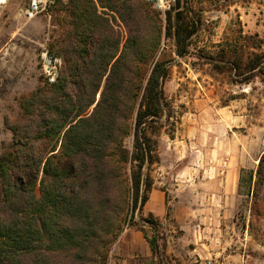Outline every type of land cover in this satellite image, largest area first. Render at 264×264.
Segmentation results:
<instances>
[{
	"label": "trees",
	"instance_id": "obj_1",
	"mask_svg": "<svg viewBox=\"0 0 264 264\" xmlns=\"http://www.w3.org/2000/svg\"><path fill=\"white\" fill-rule=\"evenodd\" d=\"M172 9L165 35L184 53L198 24L183 12L173 22ZM54 13L64 23L50 48L63 59L59 77L25 95L20 118L5 122L13 139L0 156V264H108L126 206L133 221L153 188L149 132L168 107V62L150 63L161 13L145 0H58ZM244 40L260 51L245 59L224 49L209 60L236 83L264 82V40ZM257 176L264 187V154ZM145 238L159 255L157 239Z\"/></svg>",
	"mask_w": 264,
	"mask_h": 264
},
{
	"label": "rangeland",
	"instance_id": "obj_2",
	"mask_svg": "<svg viewBox=\"0 0 264 264\" xmlns=\"http://www.w3.org/2000/svg\"><path fill=\"white\" fill-rule=\"evenodd\" d=\"M180 2L171 11L173 22L183 12L197 22V32L186 52L179 53L174 37L165 35L167 14L160 15L162 43L150 61L168 62L169 68L164 86L168 107L159 129L149 132L158 162L145 170L153 181L149 199L154 189L163 191L165 209L157 216L147 211V203L132 221L127 205L108 264L128 230L157 239L159 255L151 264H264V187L256 183L264 154V82L236 83L208 57L220 60L228 49L231 58L247 59L260 51L246 45L244 36L264 40V0ZM27 4L10 0L0 7V156L13 139L6 119L18 120L22 98L49 83L44 54L58 60V77L63 67V59L50 53L62 37V19L53 7L27 20ZM133 142L130 135L124 144L132 150Z\"/></svg>",
	"mask_w": 264,
	"mask_h": 264
},
{
	"label": "crops",
	"instance_id": "obj_3",
	"mask_svg": "<svg viewBox=\"0 0 264 264\" xmlns=\"http://www.w3.org/2000/svg\"><path fill=\"white\" fill-rule=\"evenodd\" d=\"M149 200L146 206L147 211L161 216L165 209L164 192L154 189ZM153 201H155L154 204L151 203ZM153 255L144 233L139 230H128L115 244L109 264H151ZM199 256L203 259L202 255Z\"/></svg>",
	"mask_w": 264,
	"mask_h": 264
},
{
	"label": "built area",
	"instance_id": "obj_4",
	"mask_svg": "<svg viewBox=\"0 0 264 264\" xmlns=\"http://www.w3.org/2000/svg\"><path fill=\"white\" fill-rule=\"evenodd\" d=\"M10 1V0H9ZM8 1V2H9ZM58 0H28L27 7L23 10L24 17L27 20H33L42 14H49L50 10L56 5ZM68 2L69 0H62ZM150 3L156 10L165 17L172 7L176 4L177 0H145ZM45 62L46 77L49 83H54L58 79V60H55L48 53L43 56Z\"/></svg>",
	"mask_w": 264,
	"mask_h": 264
},
{
	"label": "bare ground",
	"instance_id": "obj_5",
	"mask_svg": "<svg viewBox=\"0 0 264 264\" xmlns=\"http://www.w3.org/2000/svg\"><path fill=\"white\" fill-rule=\"evenodd\" d=\"M8 3V0H0V7L5 6Z\"/></svg>",
	"mask_w": 264,
	"mask_h": 264
}]
</instances>
